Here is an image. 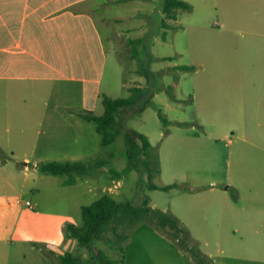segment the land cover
Segmentation results:
<instances>
[{
    "label": "rangeland",
    "instance_id": "rangeland-1",
    "mask_svg": "<svg viewBox=\"0 0 264 264\" xmlns=\"http://www.w3.org/2000/svg\"><path fill=\"white\" fill-rule=\"evenodd\" d=\"M182 1L189 3L192 10H176L173 19L165 16L166 27L162 14L163 0H133L114 5L113 14L131 15L136 7H139L142 14L133 21H126L125 18L119 24L121 29L114 27L111 33H114L115 41L110 37V28L100 24L107 53V66L100 83L101 99L103 96L125 99L131 95L132 86L146 84V78L141 74L143 71H139L141 65L138 58L131 55L135 49L144 54L146 49H153L162 58L156 64L160 70L156 72L161 88L158 97L155 95L148 101L142 111L130 109L122 113L125 129L111 147H102L94 124H87L94 133L93 138L87 131L83 132L80 126L82 123H74L84 137L82 143L85 147L93 148L96 144L98 152L95 156L115 152L116 158L112 160L110 168L117 171H122L127 166L124 136L128 131H135L147 138L165 170L175 165L185 166L189 161L201 157L204 148L199 145L202 144L191 139L188 133L193 124L203 133L211 132L207 136L212 140L221 139L226 133L231 135V131L240 136L247 129L252 134L255 131L264 134V113L258 112L262 106L256 93L258 88L248 89L252 97L247 102L243 100L235 103L232 89L221 83L234 77L264 80V0ZM135 26L139 28L135 29ZM147 30L150 32L147 37L144 36L143 43L132 45L131 40H127L128 37H139L141 31ZM153 33L157 37L156 41ZM198 61L206 64L205 72L196 74V70L175 69L192 66ZM204 78L213 80L205 88L201 87ZM141 79L144 81L141 82ZM192 96L195 98L194 102L191 101ZM207 100L213 111L204 110L202 103L207 106ZM237 105L239 116L226 111L228 106L237 108ZM58 110L62 113L67 109L59 107ZM159 111L169 121L168 125L159 117ZM241 111L247 116L243 118ZM103 113L104 106L101 102L95 115L101 116ZM179 125L184 127L183 131L178 129ZM51 137L53 147L60 149L69 134L59 128ZM67 143L65 141L66 146ZM210 146V159L219 162L216 163V166L219 165L217 169L223 168L222 154H226V149L221 142L210 143ZM254 156L264 158V154L258 156L255 153ZM102 168L104 167L93 169L90 176L85 177L88 180L67 187L63 186L67 177L43 174L39 170V175L44 178L38 183L41 192L35 197L27 193L22 198V201H29L31 204L36 199L41 212L32 215L30 209L23 210L14 236V242L24 244L21 255L28 257L27 260L46 256L50 264H62L61 257L69 253L88 264H101V254L115 262L121 261V264H184L179 257L180 252H183L196 264L191 254L172 238V231L161 230L151 223H145L131 233L118 224H112L100 239H95L90 249L80 247L76 239L67 238L66 225L82 227L81 207L91 205L102 195H109L117 202H130L135 206L142 205L149 197V180L143 170H134L120 178L112 175L110 170L99 171ZM215 176L223 175L218 171ZM155 182L154 178L152 183ZM156 196L158 194L152 195V199H158ZM160 202L162 203V199ZM26 214L32 215V218L28 219ZM183 218L190 223L197 217L187 214ZM190 227L193 228L190 230ZM182 228L190 238L191 246L198 248L211 261L210 253L215 257L228 258L227 264H239V255L256 257L264 254V230L258 235L247 230H215L197 222L188 226L183 224ZM115 230L119 235L130 233L123 244V252L118 247L119 238ZM241 237H245L242 238L243 241L235 243ZM222 242L225 245L223 247L219 246ZM6 245V248L11 249L10 264H22L17 263L18 256H14L17 254L15 245ZM1 262L0 258V264Z\"/></svg>",
    "mask_w": 264,
    "mask_h": 264
},
{
    "label": "crops",
    "instance_id": "crops-1",
    "mask_svg": "<svg viewBox=\"0 0 264 264\" xmlns=\"http://www.w3.org/2000/svg\"><path fill=\"white\" fill-rule=\"evenodd\" d=\"M126 1L0 0L1 264H10L11 249L6 248L9 243L17 249L14 255L18 256L17 263L50 264L46 256L27 260L28 257L21 255L24 244L14 242L23 210L30 209L32 215L41 212L36 199L32 207H28L26 203L29 201H22V198L27 193L35 197L41 192L38 183L44 178L39 175L40 163L65 159L71 162L95 156L98 152L96 144L93 148L83 145L84 137L74 123H82L83 132L87 131L94 138L91 128L87 126L89 123L78 114H95L102 102L100 83L107 66V53L100 24L110 28V37L115 41L114 33H111L114 27L121 29L119 24L125 18L126 21H133L142 16L139 7L131 15L113 14V6ZM163 19L165 21L164 14ZM129 29L133 32L131 26ZM149 32L141 31L139 37H128L127 40H131L132 45L141 44ZM153 38L156 41L154 33ZM146 51V60H153L150 68L156 74L160 71L156 64L162 58L153 49L148 48ZM142 52L135 49L131 55L136 56L140 63L144 55ZM192 66L196 67V74L206 71L205 63L198 61ZM242 79L234 77L221 83L232 89L235 103L243 100L247 102L252 97L248 89L257 87L256 93L262 104L258 112L264 113V80ZM212 81L204 78L201 87L210 86ZM147 85L146 79L145 85L132 87L144 88ZM191 101H195L193 96ZM206 103L207 106L202 103L204 110L213 111L208 100ZM59 107L72 113L62 114ZM226 111L238 116L240 114L238 105L237 108L228 106ZM241 112L243 118L247 116ZM59 128L69 134L60 149L53 147L51 137ZM183 128L179 125L178 129L183 131ZM188 133L191 139L203 145H199L204 148L201 157L189 161L185 166L175 165L168 170L162 167L159 159L161 170L155 177L157 182L153 184L176 187L168 191L148 188L149 206L177 216L182 225L197 222L210 229L233 232L247 230L258 235L264 230V158L254 155L264 154V134L256 131L252 134L247 129L240 136L231 131V135L226 133L221 139L212 140L207 136L211 132L203 133L195 124ZM65 141L68 142L67 146ZM215 142H221L226 149V154H222L223 168L220 169L216 168L219 162L210 159V143ZM113 161L99 171L110 170ZM218 171L223 176H215ZM82 180L88 178H78L74 185ZM156 194L158 199H152V195ZM187 214L197 218L189 223L183 218ZM32 215L26 214L25 217L30 219ZM242 238L245 237L235 240V243L243 241ZM219 246L225 245L222 242ZM239 256V264H264V254L256 257ZM179 257L184 264H193L188 254L180 252ZM209 257L214 264L228 262V258L215 257L211 253Z\"/></svg>",
    "mask_w": 264,
    "mask_h": 264
},
{
    "label": "trees",
    "instance_id": "trees-1",
    "mask_svg": "<svg viewBox=\"0 0 264 264\" xmlns=\"http://www.w3.org/2000/svg\"><path fill=\"white\" fill-rule=\"evenodd\" d=\"M176 10L191 11L192 6L182 0L164 1L163 14L165 16L173 19ZM166 25L165 19L164 26L166 27ZM146 52L147 51H145L143 59L140 60V72L143 71L144 73L142 72L141 74L147 79L148 85L146 87L131 88V95L125 99H112L103 96L102 104L104 106V113L101 116H97L91 112L78 114L87 123L95 125L96 132L100 135L103 148L111 147L116 142L117 137L124 131V120L121 118L123 112L130 109L142 111L145 107L144 105L161 91L159 84L160 79L156 77V74L152 72L150 68L153 60H146ZM175 69L192 71L195 70L196 67L180 66L175 67ZM173 100H175V98H173ZM70 113H72L71 110L65 111L67 115ZM158 115L166 125L169 124V121L164 118L160 111ZM124 141L126 144L125 158L127 166L122 171L110 168L112 175L122 178L123 176L129 175L134 170H143L148 177V185L151 190L161 189L168 191L176 187H159L152 183L153 179L160 173V161L154 148L150 145L145 136L135 131H128L124 136ZM104 155L107 157L105 158ZM104 155L76 162H42L38 165V168L43 174L67 177L64 185L71 186L77 182L78 178L89 177L93 169L109 166L116 154L111 151ZM142 156H144V158H142ZM81 214L83 218L82 227L73 224L66 225L67 238L76 239L80 247L90 249L95 239H100L103 233L107 231L108 226L112 224H118L131 233L137 227L145 223H151L155 224L161 230L172 231V238L176 240L181 248L187 250L191 254L196 264H214L210 259H207L198 248L191 246V240L182 228V224L178 218L149 206V197L145 199L142 205L135 206L130 202H117L111 196L103 195L91 205L83 206L81 208ZM115 234H117L119 238L118 247L121 252H123V244L127 240L129 234L119 235L117 230H115ZM101 255V264H121V261L115 262L105 257L103 254ZM61 261L62 264H88L84 263L80 257L73 256V254L70 253L62 256Z\"/></svg>",
    "mask_w": 264,
    "mask_h": 264
},
{
    "label": "built area",
    "instance_id": "built-area-1",
    "mask_svg": "<svg viewBox=\"0 0 264 264\" xmlns=\"http://www.w3.org/2000/svg\"><path fill=\"white\" fill-rule=\"evenodd\" d=\"M26 205H27L28 207H32V204H31L30 202H27Z\"/></svg>",
    "mask_w": 264,
    "mask_h": 264
}]
</instances>
